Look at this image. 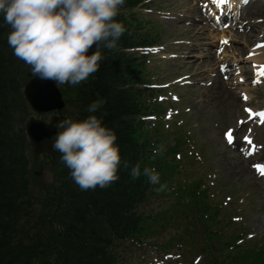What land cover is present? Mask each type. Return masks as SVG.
<instances>
[{
	"label": "trees",
	"instance_id": "obj_1",
	"mask_svg": "<svg viewBox=\"0 0 264 264\" xmlns=\"http://www.w3.org/2000/svg\"><path fill=\"white\" fill-rule=\"evenodd\" d=\"M6 27L11 30L0 17V264H120L110 249L112 235L125 234L138 226L132 209L142 200L146 187L143 176L132 179L129 174L137 163L136 150L142 145L129 119L133 101L122 85L125 73L138 76V65L120 52L106 54L103 49L106 59L101 67L78 89L77 120L89 114L90 103L104 101L92 114L103 116V122L116 131L122 156L120 179L105 188L82 190L72 178L64 177L51 209L24 231L16 221L4 219L7 212L18 218L19 200L15 188L11 189L13 170L6 164H12L26 150L22 129L14 128L26 117L19 93L23 71L20 63L15 64L9 56L12 48L4 45ZM120 41H128L125 34ZM123 161L129 162L127 168Z\"/></svg>",
	"mask_w": 264,
	"mask_h": 264
},
{
	"label": "rangeland",
	"instance_id": "obj_2",
	"mask_svg": "<svg viewBox=\"0 0 264 264\" xmlns=\"http://www.w3.org/2000/svg\"><path fill=\"white\" fill-rule=\"evenodd\" d=\"M256 2L254 8H257V16L248 19L243 17V20L247 21L243 23V31H240L233 28L234 22L226 28L215 27L205 16L210 8L206 0H154V4L159 6L161 11L169 10L168 14L160 11L147 13V20L155 25L164 45L160 55H166L167 58L158 59L155 55L150 56L147 62L146 57L145 66H148V69L156 68L153 79L159 82L170 80L177 75L190 74V71H194L193 67L196 68L195 72L202 74L192 75V85L172 86L181 99L174 107L179 108L180 112L189 107L190 112L183 123L177 116H173L171 120L174 119L184 132L194 135L205 154L207 165L233 192L242 197L247 196V192L251 193L248 196L247 213L244 212L246 210L240 212L246 214L243 218L245 227L253 231L252 234L264 239V189L260 188L261 182L247 165L250 160L245 161L239 151L226 145L223 138V131L227 127L234 126L235 135L247 132L248 127H239V117H246V106L264 105V83L248 89L251 87L249 83L237 81L233 69L227 74L218 75V66L224 62H233L234 68L239 65H242V69L248 68L245 54L255 37L258 35L261 39L264 32V2ZM237 30L240 33L249 30L251 41L246 43L244 34H236ZM191 55L196 56L195 59L190 58ZM223 90L227 92L223 94ZM244 90L247 91L248 97H243ZM166 92L167 90L163 94ZM173 121H167L168 129L172 127ZM254 136L258 143L263 144L264 152V125L255 128ZM203 168L200 167L197 172ZM50 179L51 173L46 170L41 180L45 183ZM219 189L222 190L221 187ZM261 255L264 256V251Z\"/></svg>",
	"mask_w": 264,
	"mask_h": 264
},
{
	"label": "clouds",
	"instance_id": "obj_3",
	"mask_svg": "<svg viewBox=\"0 0 264 264\" xmlns=\"http://www.w3.org/2000/svg\"><path fill=\"white\" fill-rule=\"evenodd\" d=\"M125 0H0V17L10 26L13 54L31 66L33 75L58 84L76 85L96 73L126 31L119 15ZM96 50L89 54V49ZM103 100L88 105L97 113ZM52 148L82 189L105 188L120 179L122 166L116 131L92 114L82 120L66 118L53 136ZM155 152V150H154ZM129 162L123 161L128 167ZM130 177L159 184L155 167L131 166Z\"/></svg>",
	"mask_w": 264,
	"mask_h": 264
},
{
	"label": "water",
	"instance_id": "obj_4",
	"mask_svg": "<svg viewBox=\"0 0 264 264\" xmlns=\"http://www.w3.org/2000/svg\"><path fill=\"white\" fill-rule=\"evenodd\" d=\"M38 76L31 78L25 86V97L37 112L61 109L63 102L60 93L51 85L42 83ZM57 121V119H54ZM54 130L51 124L31 119L27 124V134L32 142V152L38 154L47 150L52 142Z\"/></svg>",
	"mask_w": 264,
	"mask_h": 264
},
{
	"label": "bare ground",
	"instance_id": "obj_5",
	"mask_svg": "<svg viewBox=\"0 0 264 264\" xmlns=\"http://www.w3.org/2000/svg\"><path fill=\"white\" fill-rule=\"evenodd\" d=\"M229 3H232V4H233V0H230ZM238 4H239V2L236 3L235 7L238 6ZM246 38H248V35L246 36ZM263 55H264V52H263V51H261V50H256V51L254 52V54H253V58H252V60H253V61H258V62H259V59H261V58L263 57ZM195 65L197 66L198 63L196 62Z\"/></svg>",
	"mask_w": 264,
	"mask_h": 264
},
{
	"label": "snow or ice",
	"instance_id": "obj_6",
	"mask_svg": "<svg viewBox=\"0 0 264 264\" xmlns=\"http://www.w3.org/2000/svg\"><path fill=\"white\" fill-rule=\"evenodd\" d=\"M261 115H264V113H261ZM262 171H264V169H262Z\"/></svg>",
	"mask_w": 264,
	"mask_h": 264
}]
</instances>
